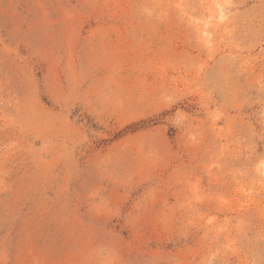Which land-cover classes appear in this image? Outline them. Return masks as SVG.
Returning a JSON list of instances; mask_svg holds the SVG:
<instances>
[{
	"label": "rangeland",
	"instance_id": "rangeland-1",
	"mask_svg": "<svg viewBox=\"0 0 264 264\" xmlns=\"http://www.w3.org/2000/svg\"><path fill=\"white\" fill-rule=\"evenodd\" d=\"M0 264H264V0H0Z\"/></svg>",
	"mask_w": 264,
	"mask_h": 264
}]
</instances>
